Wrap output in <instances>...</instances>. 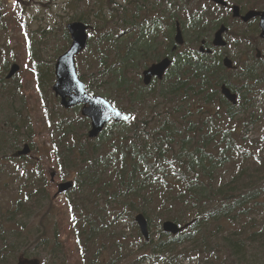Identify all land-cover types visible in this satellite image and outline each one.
<instances>
[{
    "label": "trees",
    "instance_id": "1",
    "mask_svg": "<svg viewBox=\"0 0 264 264\" xmlns=\"http://www.w3.org/2000/svg\"><path fill=\"white\" fill-rule=\"evenodd\" d=\"M135 1L136 8L127 9V17L121 18L115 26L106 20V14L99 13L101 29L97 28L99 20L92 23L93 30L97 32L93 35L99 34L95 37V51L101 52L104 43L107 45L104 50L110 42L118 46L115 50L116 64H113L117 69L113 72L112 82L115 89L123 88L127 92L130 87L125 69L146 58L157 59L156 43L151 40L159 33L161 26L167 23L164 17H153L151 22L150 19H141V24L131 21L130 14L140 15L148 7L143 0ZM112 4L116 5L117 0H112ZM150 6L152 8L155 4L151 3ZM121 8H125L123 4ZM170 17L176 19L173 11ZM71 19L91 23L80 14ZM125 27L134 30V33L138 29L142 41L123 45V36L118 31ZM148 30L150 31L147 33ZM146 33L147 37H144ZM63 36L67 45L69 36L65 28ZM89 46L90 42L88 49ZM106 57H99L101 64L105 63ZM205 59L192 52L181 53L176 55L173 71L159 82V88L156 83L143 87L139 82L133 91L135 102L141 105L143 94H148L156 87V97L160 99L159 114L154 103L148 117L142 114L137 118V125L133 121L130 124H110L111 129L118 128L117 133L109 132L106 135L105 128L94 140H89L85 135V143L90 145V150L83 147L76 149L75 142L63 144L58 155L59 166L63 163L69 170L80 168L77 171L76 200L68 195V201H72L74 209L70 227L75 247L80 249L89 264H103L100 261L102 233L110 224V212L117 213L118 219H132L136 213H142L147 224H151L153 220H157L158 225L164 220H172L184 225L189 221L187 234L172 236L160 232L161 236L156 242L152 239L143 241V248L147 251L143 262L154 258L166 260L165 254H174L177 247L197 241L202 236L213 240V228L218 235L230 233L228 242L237 248V256L245 258L253 249H257L258 253L264 250V157H260L261 162L254 170L241 169L225 182H217L220 169L232 162L236 148L243 142H248L245 135L248 133V125L243 118L234 115L246 112L249 106L254 107L264 102V91L258 96L246 98L252 91L251 86L258 89L260 74L252 72L248 75L247 83L243 86L245 91L240 94L238 104L233 106L219 94V85L224 81L220 62L215 58L211 61ZM113 66L110 65V70ZM0 79L1 83L6 81L3 77ZM36 81L41 90L40 71L36 72ZM88 88L92 91L90 83ZM261 88L264 90V86ZM104 97L115 106L123 108L113 98H109L110 95ZM173 101L176 103L173 104ZM205 105L220 107L223 113L219 116L206 115ZM135 108V105H131L129 109ZM6 116L3 115L0 119V157L11 159L10 156H4L6 152H14L20 143L32 138L33 133H20ZM263 120L264 115L259 118L254 111L250 114V124ZM72 129L71 124L63 128L61 138L66 140L72 134L75 136ZM240 129L244 130L239 132ZM250 145L254 149V145ZM104 147L109 151H104ZM251 152L245 148V156H252ZM46 183L47 180L43 179L41 186L27 190L23 199H18L12 209L5 213L0 211V227L14 225L12 232L15 239H23L25 244L29 241V227H19L26 224L17 215L26 206L37 205L40 198H48ZM85 186L98 190L101 194L94 193L84 197L82 193ZM112 206L114 209H111ZM253 215V226L248 225L255 229L248 228L244 234L232 228L239 220ZM15 239L9 245L0 237L1 264H17L18 257L11 255L8 250L10 246H16ZM94 246L96 254L90 258V251ZM38 252L44 255L39 257L44 262L51 256L53 264H57V261L65 264V245L59 239H49ZM122 260L123 258L119 261ZM113 262L110 259V264ZM131 264L136 262L132 261Z\"/></svg>",
    "mask_w": 264,
    "mask_h": 264
},
{
    "label": "rangeland",
    "instance_id": "2",
    "mask_svg": "<svg viewBox=\"0 0 264 264\" xmlns=\"http://www.w3.org/2000/svg\"><path fill=\"white\" fill-rule=\"evenodd\" d=\"M143 1L148 7L142 10L140 15L130 14L131 21L141 24V19H150L151 22L153 17L159 19L164 17L167 21L166 30L158 33L151 40L156 43V56L158 58L162 57L171 46L167 37L173 38V33L175 34V23L170 17L172 11H178V16L185 23L180 22L185 37L184 49L188 48L193 52L199 48V43L195 42L194 32L196 29L191 26V20L194 17L195 19L201 18L199 26L201 30L203 29L202 37L211 38L218 25V20L223 15L221 9L213 8L203 0H162V5L158 3L156 4L157 7L152 8L150 3L154 0ZM229 1L244 9L264 10V0ZM0 2L4 13L0 22L2 28L0 30V78L8 73L11 64L19 65V71L10 80H7V83L0 81V119L3 118V115H7L6 118L10 119L12 125H15L16 130L20 133L28 134L27 131L33 133L32 138L20 143L19 146L23 149V144H29L31 147L29 153L23 155L27 157L24 159L21 157L14 158V162L5 157H0V211L5 213L12 209L18 199H23L27 190L41 186L43 179L47 180L45 189L48 195V198H40L37 205L26 206L17 215V218L26 224L24 226L19 222L18 224H21L19 227H29L28 243L25 244L23 239H15L12 232L14 225L10 224H7L9 227L6 228L0 227V237H3L4 242L9 245H11V240L17 241L16 246H10L8 250L11 255L21 259L19 264L26 263V260L22 259L25 254H38L43 257L44 255L38 251L44 247L46 241L53 238L59 239L65 245V264H89L80 249L75 247V240L70 227L74 209L71 206L72 201H68V195L76 200L78 195L76 188L77 171L80 168L69 170L63 163L60 167L58 155L65 143L75 142L76 149L83 147L90 150V145L85 143V135L90 127V120L80 115L81 106L67 110L60 106L59 99L55 97L52 90L55 81L54 64L57 57L69 44L66 45L63 28L76 14L89 19L91 21L88 23L90 27L97 17L100 21L97 28L101 29L102 23L98 13L99 15L106 14V20L110 22V25H114L121 18H126L127 9H135L137 2L135 0H117L116 5L112 4V0H0ZM122 4L124 9L121 8ZM195 22L197 21L195 20ZM228 24L230 29L224 34L227 45L221 50V53L231 56L237 68L233 71L222 69V78L227 79L235 86H243L247 83L250 70L253 69L257 72L256 74H260L259 87L257 89L255 86H251L252 91L247 94L246 98L257 96V90L260 93L261 87L264 86V61L254 60V47L258 46L261 49V45H264L260 43L257 24L254 22L248 24L241 21L233 22L229 15ZM138 29L135 33L129 27H125L124 31L120 30L119 33L124 32L122 44H131L137 40L141 42ZM96 45L97 39L92 40L89 49L84 50L76 57L78 74L83 80L90 83L92 88L90 94L103 97L110 95L109 98H113L128 111H132L129 108L131 105H135L136 108L132 111L134 112L132 115L135 117L133 123L136 125L137 121L135 120L139 116L144 114L148 117L150 115L154 103L157 105L155 110L159 114L160 99L156 97V87L149 91L148 94L150 95L143 94L141 105L139 102H135L136 98L133 96V91L139 84L138 77L144 68V62L149 64L152 62L151 59H144L138 63L140 66H131L125 69V77L131 79L129 92L123 88L115 89L112 81L113 72L117 67L113 64H116L115 50L118 46L110 42V45L104 50L107 46L104 43L102 44V51L98 52L95 51ZM101 55L107 56L103 64L99 61ZM214 58L216 57H207L209 61ZM110 65L114 67L112 70H110ZM35 69L40 71V91H38L35 81ZM157 86L159 88V84ZM174 103L176 101H173ZM253 111L261 118L264 115V104L249 106L246 112H239L234 115L243 118L248 125V133L245 134L248 142H243L241 146L236 148L237 152L234 154L232 162L220 169L217 182H225L241 169L254 170L261 162L260 157H264V120L250 124V114ZM204 113L219 116L223 110L220 107L205 105ZM24 120L25 123H23ZM69 124L73 126L72 130H74L75 136L72 134V137L63 140L61 138L63 128ZM27 127L28 130H26ZM111 128L112 126H108L105 129L106 135H109V132L110 134L117 133L118 128ZM243 130L240 129L239 132ZM250 144L254 145V149ZM245 148L252 151V156H245ZM104 151L108 152L109 149L104 147ZM12 154L13 152L8 151L4 156H12ZM66 180L73 182L72 189L57 195L59 184ZM94 193L101 194L100 191L88 189L85 186L82 195L87 197ZM111 209H114L113 206ZM254 216L239 220L237 225L232 228L246 234L249 228L248 224L253 226ZM108 217L110 224L102 233L103 243L100 261L103 264H110V259L114 261L112 264H131L132 261H135L136 264H211V262L214 264H264V250L262 253H258L257 249H253L245 259L241 256L230 259L229 256L222 254L223 246L208 244L207 236L200 237L191 245L187 243L178 247L174 254L165 256L166 261H159L154 258L143 262L146 250L143 248V241H141L143 238L138 233L137 226L135 227L132 223L133 219L122 218L119 220L117 213L111 212ZM157 224V220L151 221V224L148 223V236L151 234L153 238H157L159 229ZM213 229L212 237L218 235L215 228ZM188 232L187 227L182 230V233ZM219 239L221 237L215 241ZM95 249L94 246L90 251V258L96 254ZM236 249L235 246L228 244L227 251L235 253ZM240 250L241 248H239ZM122 258L123 260L119 261ZM1 262L0 255V264ZM39 264H53L52 257L49 256L45 262H39ZM57 264L63 263L57 261Z\"/></svg>",
    "mask_w": 264,
    "mask_h": 264
},
{
    "label": "water",
    "instance_id": "3",
    "mask_svg": "<svg viewBox=\"0 0 264 264\" xmlns=\"http://www.w3.org/2000/svg\"><path fill=\"white\" fill-rule=\"evenodd\" d=\"M217 3H222L225 5L223 0H212ZM234 16H238V7H234ZM256 16L260 17V34L259 36L264 39V11L250 10L244 16L241 17L243 21H248ZM88 26L80 21L69 22L66 25L71 36V44L66 52L60 55L54 64V74L55 83L52 86V90L56 97L60 98V105L65 109H69L73 106L82 104L81 115L90 119V129L87 132V136L90 139L97 138L101 131L103 130L106 123L110 120L113 122L126 121L129 119V115L122 113L118 109L111 106L101 96H91L88 94L85 84L79 79L76 65L75 56L80 53L86 46L87 43V30ZM227 28L221 26L215 33L213 44L215 46L225 45V41L222 39V33L225 32ZM175 40L181 43L180 33L178 32L175 36ZM259 51H257L256 56L258 57ZM223 65L227 69L235 68L232 61L225 57L222 61ZM170 61L164 59L161 62L152 64L150 67L142 72L144 84H149L153 76L158 79H162L164 71L169 66ZM19 66L13 64L10 68L7 78H10L15 72H17ZM222 94L228 98L233 104L236 103V94L231 93L229 88L224 84L221 86ZM29 152L28 144H25L23 149L16 153V156L25 155ZM72 183L70 181L59 184L58 192H64L70 189ZM135 221L137 222L141 233L147 239V222L141 214L136 215ZM163 230L165 232L177 233L181 230L175 223L170 221H165L163 223ZM26 264H39L37 260H28Z\"/></svg>",
    "mask_w": 264,
    "mask_h": 264
},
{
    "label": "flooded vegetation",
    "instance_id": "4",
    "mask_svg": "<svg viewBox=\"0 0 264 264\" xmlns=\"http://www.w3.org/2000/svg\"><path fill=\"white\" fill-rule=\"evenodd\" d=\"M226 1V6H219V5H215V4H213V3H211V2H208V1H205L206 3H209L210 5H213V6H215V7H217V8H219V9H221V12H223L222 14V16H221V19H220V21L221 22H224L225 23V25H226V27L228 28V30L230 29L229 28V24H228V15L230 16V18H231V21H233V22H238V21H241L242 23H244L243 21H242V19H241V17L240 16H238V17H233L232 16V12H233V6H238L240 9H239V12H240V14L241 15H243V14H245L247 11H249L251 8H248V9H244L243 7H241V6H239L238 4H235L234 2H232V1H229V0H225ZM218 9V10H219ZM220 11V10H219ZM251 22H254V23H256L257 24V30H258V22H259V18H254V19H251L250 21H248V22H246V23H244V24H248V23H251ZM260 43H262V44H264V39H260ZM212 46V45H211ZM261 49H259L258 48V46H256V47H254V49L255 50H258L259 51V55H258V57L256 58L255 56V58H254V60L255 61H257V60H259V61H264V58H263V56H264V45H261ZM206 49H208V50H210L209 51V54L208 55H210V56H213V57H216V59L221 63V61H222V59L225 57V56H228L232 61H233V59L231 58V56H229V55H227V54H222L221 53V50L223 49V48H216V47H207ZM234 62V61H233ZM234 64H235V62H234ZM237 67V66H236ZM230 91L232 92V93H235L236 94V96H237V99H238V97H239V92H241L242 90H241V88H238V87H234V86H230Z\"/></svg>",
    "mask_w": 264,
    "mask_h": 264
},
{
    "label": "bare ground",
    "instance_id": "5",
    "mask_svg": "<svg viewBox=\"0 0 264 264\" xmlns=\"http://www.w3.org/2000/svg\"><path fill=\"white\" fill-rule=\"evenodd\" d=\"M138 214H141L143 217H144V215L142 214V213H136V215H138ZM144 219L146 220V218L144 217ZM146 222H147V220H146Z\"/></svg>",
    "mask_w": 264,
    "mask_h": 264
}]
</instances>
